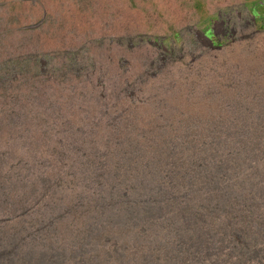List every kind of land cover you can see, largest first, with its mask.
Returning <instances> with one entry per match:
<instances>
[{
  "label": "rangeland",
  "instance_id": "374dc122",
  "mask_svg": "<svg viewBox=\"0 0 264 264\" xmlns=\"http://www.w3.org/2000/svg\"><path fill=\"white\" fill-rule=\"evenodd\" d=\"M154 191L161 217L126 224L162 233L145 264H179L184 209L190 235L259 237L264 0H0V248L58 215L112 234Z\"/></svg>",
  "mask_w": 264,
  "mask_h": 264
},
{
  "label": "bare ground",
  "instance_id": "6f19581e",
  "mask_svg": "<svg viewBox=\"0 0 264 264\" xmlns=\"http://www.w3.org/2000/svg\"><path fill=\"white\" fill-rule=\"evenodd\" d=\"M204 38L209 41L206 36ZM210 38H213V35ZM164 198L162 192L154 191L152 194L149 193V198L143 204L131 203L130 199H126L123 201L124 206L121 207L122 209L116 212L112 210V205L110 209H107L110 218H114V220L112 218L111 220L115 224L125 226L121 229L113 230L112 234L109 235L107 233L105 235L101 234L97 226L92 224H89V227L86 229L83 227L80 230V227H77L76 230H71L72 227L75 229L78 222L70 221L67 223L66 221L67 224H64L58 215L56 222H47L48 224L42 227L40 225L39 228L33 232H29V234L25 232L27 234L26 238H30V241H28L29 245L31 242L36 243L38 246L37 249H39L38 251L22 250V246L28 242L24 244V239H19L17 235H13L7 239L9 240L8 243L6 242L7 244L2 243L3 245L0 248V264H145V261H154L155 259L152 260L154 255L151 253L152 255L146 257L145 250L149 249L154 251L155 242L158 236L161 237L162 233L158 230H151L152 232L148 235L149 239L138 240V237L132 230L127 228L126 224L132 223L133 225H137L141 222L146 223L150 219L152 221V218H160L161 203ZM179 211L180 209L174 211L173 216L176 217ZM36 215H42L45 219L48 216L47 214H41L39 211ZM180 216L182 217L181 224L177 225L176 223V229L178 230L177 241L173 243L174 245L166 248V252L168 253L174 254L176 251L181 253L180 258H177L178 256L176 257L179 264H264L263 249L258 247L259 243H262L259 242V237L262 238L264 236V222L255 224V229H253V232L251 231L252 235L259 234L257 239L256 237L254 238V235L250 239H248L249 235L242 237L241 232L243 233L244 231L234 226L231 229L225 228L224 226H217L216 229L221 227L218 229L219 236L211 235L213 231L207 233L205 231H202L203 233L196 231L197 234L190 235L188 230L191 231L195 226L197 215L184 209L180 212ZM175 217L171 219L172 222L175 221ZM17 229L14 234L22 231V229ZM249 229L250 227H248ZM206 235H209V238ZM49 238L52 239L51 243L46 241ZM138 243H141V247ZM29 245L28 248L30 247ZM176 247H178V250H176ZM171 257H175V255ZM148 264H156V262H150Z\"/></svg>",
  "mask_w": 264,
  "mask_h": 264
},
{
  "label": "trees",
  "instance_id": "16d2710c",
  "mask_svg": "<svg viewBox=\"0 0 264 264\" xmlns=\"http://www.w3.org/2000/svg\"><path fill=\"white\" fill-rule=\"evenodd\" d=\"M209 35V34H208ZM209 37H211L210 35H209Z\"/></svg>",
  "mask_w": 264,
  "mask_h": 264
},
{
  "label": "clouds",
  "instance_id": "9594fccd",
  "mask_svg": "<svg viewBox=\"0 0 264 264\" xmlns=\"http://www.w3.org/2000/svg\"><path fill=\"white\" fill-rule=\"evenodd\" d=\"M201 33V32H200ZM202 34V33H201Z\"/></svg>",
  "mask_w": 264,
  "mask_h": 264
}]
</instances>
